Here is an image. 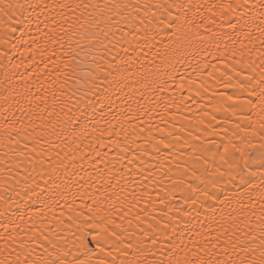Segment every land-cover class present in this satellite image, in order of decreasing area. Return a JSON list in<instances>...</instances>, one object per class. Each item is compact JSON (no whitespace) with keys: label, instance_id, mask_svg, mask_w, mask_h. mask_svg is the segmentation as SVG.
Here are the masks:
<instances>
[{"label":"snow or ice","instance_id":"snow-or-ice-1","mask_svg":"<svg viewBox=\"0 0 264 264\" xmlns=\"http://www.w3.org/2000/svg\"><path fill=\"white\" fill-rule=\"evenodd\" d=\"M36 6L28 5L33 8ZM24 7L20 3L0 0V13L8 19H12L16 11ZM152 7L149 4H140L139 0H61L52 5L53 9H59L60 12L58 16L52 18L55 27L49 30L50 34H45L46 43L58 45L63 51V57L52 60L56 79L49 85L55 86L52 91L51 106H47L46 95L37 99H41L46 105L44 111L47 112V116L42 117V120L49 119L53 115L57 116L54 123L49 122L45 125L52 129L51 136L55 137V140L40 136L27 153L23 150L19 152L20 156L27 155L31 167L26 170L28 175L25 179L18 181L11 191L21 202L25 197L28 201H32L34 197L37 200L44 197L41 203L47 208L51 207L48 201L58 203L59 198L66 196L70 184H74L78 189L85 186L89 189L93 188L94 185L89 183L91 173H88L89 181H84L83 176L71 180L68 177V168L76 166L75 153L79 149L82 134L89 125L100 123L96 119L97 114L103 120L105 114H111L112 109L117 106V101L127 103L129 97L125 92L126 89L135 91L145 88L153 92L164 91L169 80H174V76L168 75L169 70L175 69L176 62H182L184 55L182 41L188 45L193 41L200 45H214L219 52L220 41L227 36L233 45L237 42L240 44V47H233L230 51L229 46L225 44L224 49L227 58L232 60L231 71L237 76H240L241 72L237 70L236 65L240 69L248 68L251 73L256 72V61L251 60L250 57L252 51L259 52L258 77L249 74L237 85L248 91V98L243 105L234 104L229 107H240L246 113L245 120L252 134L261 137L260 148L256 152L246 154L238 145L229 141L222 152L218 149L213 153L214 157L219 156L220 164L217 165L213 160L209 167V161L205 159L202 171L193 165L191 175L188 177L190 182L187 184L185 180L179 182L180 185L185 186L186 194L183 195V205L171 209L178 215L169 216L168 223L164 225L162 231L167 233L168 228L171 227V235L164 236L167 245L158 250L159 256L153 249L160 242V236L155 234L151 225L148 229L142 230L141 234L150 239L152 247H142L143 240L138 241L135 246L131 242L125 243V240L121 239L123 233H117L115 229L112 230L111 235L118 248L119 245H123V248L119 249L123 257L119 260V264H264V0H226V2L221 0L220 3L213 2L207 6L198 5V10L205 8L213 16L222 17L218 27L226 26L230 32L209 35H200L197 32L194 36L190 35L191 20L188 11L192 5L188 0H170L165 4L156 5V8L164 9L160 15L152 11ZM142 10L143 15H141ZM212 23L215 24V20ZM45 27L48 25L45 24ZM245 41L252 47L249 48ZM4 42L7 43V40L5 39ZM65 43L67 51H64ZM77 49L84 53L86 58L90 57L87 64L76 58ZM52 55H56V49L52 50ZM246 55L249 57L248 63H245ZM47 67L48 65L45 64V68ZM204 67H209V64L205 63ZM212 67L215 69V65ZM225 67L229 65L225 64ZM66 69H71V73L64 71ZM61 74L64 76L63 83L59 82ZM165 76L167 79H161ZM224 77H227L223 85L225 89L233 87L232 76L224 72L218 79L223 80ZM253 82L254 86H251ZM246 85L250 87L246 88ZM180 87L182 88L183 85ZM200 87L204 88V85L201 84ZM204 90L207 91L206 88ZM141 96L143 98V93ZM227 100L232 101L234 97L229 95ZM170 107L172 105H164L165 111ZM139 109L144 113L153 110L145 109L143 104L139 105ZM224 111L227 112L228 108ZM160 119L161 123H167L163 115ZM104 123L108 121L104 120ZM255 125H258V128ZM7 127L8 135L11 136L14 126L8 124ZM239 127L240 125L237 124V128ZM95 130L93 127V131ZM149 130L151 131V127ZM24 139H28L27 135ZM177 142H179L178 138ZM159 143L165 148L173 147L170 142H166L165 137H162ZM248 143L249 147H255L251 145L250 140ZM24 147L27 148V144ZM156 151H159V148ZM96 155L99 156V152ZM200 159L199 156L195 158L196 161ZM37 166H39L37 175L43 181V187L36 182L35 177L31 176L32 171H37ZM17 167L19 168L20 165L17 164ZM80 170L83 171V168L81 167ZM188 171L189 169L185 168V172ZM108 174L109 179L105 180V185L111 189L107 197L111 201L108 207L116 209V205L119 204L124 210L121 216L123 219L147 193H138L135 189L129 191L127 185L130 181L119 170H116L115 175L109 170ZM77 175L75 171L71 173L72 177ZM256 177H259L258 182ZM142 179L146 180L148 177ZM29 180L32 181L31 184ZM81 181H84V184H81ZM131 183L137 182L131 181ZM140 186L142 184H137V187ZM237 186L242 191L231 193V188ZM117 188L120 189L119 193L115 191ZM7 192L8 187H5L4 193ZM75 195L73 194V200ZM79 196L82 199L87 196L92 201V205L98 203L91 192L79 191ZM11 199V196L5 199V196L0 194V201L6 205L5 213L10 211L8 200ZM24 207L31 208V204L24 203ZM84 208H87V213L80 211L76 215V219L80 221L77 224V232L81 235L76 236L73 233V236L86 249L87 236L95 227L94 213L102 209H94L88 204H84ZM72 210L70 206L69 211ZM41 211L42 209H37L34 214L40 216ZM4 219L7 222L0 223V227H3L5 232L8 231L9 224L12 225L13 231L19 228V224L7 215ZM18 219L22 221L24 214L19 213ZM71 219L70 216L69 220ZM136 219H139V214L136 215ZM108 222L114 223L110 217ZM185 234H189L187 244ZM41 235L47 246L39 245L43 249L39 255L35 254V249L28 247L29 242H35V238L21 240L18 250L13 248L9 251L8 241L15 242V237L0 236V240L5 241L0 247V256L7 253V256L0 258V264H89L88 260L77 258L70 250H63L59 243L49 240L47 235L43 233ZM130 238L129 236V241ZM92 240H97V235L93 234ZM49 247L52 251H49ZM13 252L15 259L10 258ZM130 252L133 256L131 260L127 259ZM108 255H111V252ZM70 256L71 259L68 258ZM117 259L113 257L107 262L101 260L99 264H116Z\"/></svg>","mask_w":264,"mask_h":264},{"label":"bare ground","instance_id":"bare-ground-1","mask_svg":"<svg viewBox=\"0 0 264 264\" xmlns=\"http://www.w3.org/2000/svg\"><path fill=\"white\" fill-rule=\"evenodd\" d=\"M4 2L20 3L25 6L24 9L16 11L12 19H8L3 13H0V125H4L0 127V194H3L5 199H8L9 196L12 197L11 200H8L10 207L8 213L4 212L6 205L0 201V223L7 222L4 219L7 215L12 221L19 224V228L15 231L12 230L11 224H9L7 232L3 227H0V236L15 237V242L8 241L9 251L13 248L18 250L21 240L35 238V242H29L28 247L35 249L36 255L41 254L43 249L39 245L47 246L41 235L43 233L48 236L49 240L59 243L63 250H70L77 258L88 260L89 264H99L101 260L107 262L113 257L118 258L116 264H119V260L123 258L119 249H122L123 245L117 247L111 235L112 230L115 229L117 233H123L121 239H124L125 243L131 242L135 246L138 241L143 240L142 247H152L150 239L141 234L142 230L148 229L151 225L155 234L160 236V242L153 249L159 256L158 250L167 245L164 236L171 235V227L168 228L167 233L162 231L164 225L168 223L169 216L178 215L171 209L182 206L183 195L186 194L185 186L180 185L179 182L181 180H185V184L190 182L188 177L191 175L193 165L202 171L205 159L209 161V167L213 160L217 165L220 164L219 156L214 157L213 153L218 149L222 152L223 147L228 145L229 141L238 145L246 154L256 152L260 148L261 137L252 134L248 122L245 120L246 113L240 107H229L234 104L243 105L248 98V91L237 87V85L244 81L249 74L258 77L260 72L258 67L259 52L252 51L250 57L251 60L256 61V72L251 73L248 68L240 69L236 65L237 70L241 72V75L237 76L235 72L231 71L232 60L227 58L224 49L225 44L229 46V51L233 47H240L239 42L233 45L231 40L224 36V39L220 41V51L218 52L214 45H200L195 41L188 45L182 41L184 53L182 62H176L175 69L169 70L168 75L174 76V80H169L164 91L153 92L145 88L135 91L126 89L125 92L129 97L127 103L117 101V106L112 109L111 114H105L103 120L97 114L96 119L100 123L89 125L82 134L79 149L75 153L77 156L76 166L68 168V177L71 180H76L79 176H83L84 181H89L88 173H91L89 183L94 187L89 189L85 186V188L78 189L74 184H70L65 197L59 198L58 203L48 201L51 207L45 208L41 203L44 197H41V200L34 197L32 201H28L25 197L21 202L11 189L16 186L18 181L25 179L28 175L26 170L31 167L27 155L20 156L19 152L23 150L27 153L40 136L55 140V137L51 136L52 129L45 125L49 122L54 123L57 116L53 115L49 119L42 120V117L47 116V112L44 111L46 105L37 97L46 95L47 106H51L52 91L55 86L50 87L49 85L56 79L52 60L63 57V51L59 49L58 45L46 43L45 34H50L49 30L55 27L52 18L58 16L60 10L53 9L52 5L61 2V0H4ZM167 2L170 0H139L140 4L152 5V11H155L157 15L163 13L164 9H158L155 6ZM188 2L192 5L188 11L191 20L190 35L194 36L197 32L200 35L230 32L226 26L218 27L222 17L213 16L205 8L199 10L197 8L198 5L207 6L213 2L220 3L221 0H188ZM30 4L37 6L35 8L28 7ZM143 14L142 10L141 15ZM150 15L151 13H149ZM213 20H215V24L212 23ZM45 24L48 27H45ZM5 39L7 43L4 42ZM232 39H235L234 35ZM241 39L243 38L241 37ZM247 46L252 47L251 44H247ZM53 49H56L55 56L52 55ZM67 50L65 43L64 51ZM41 53L44 54L41 55ZM50 57L51 59H49ZM76 58L82 60L84 64H87L90 59V57L86 58L79 49L76 51ZM248 62L249 57L246 55L245 63ZM205 63H208L209 67L205 68ZM45 64L48 65L47 68H45ZM225 64H228L229 67L226 68ZM212 65H215V69ZM64 71L71 73V69ZM224 72H228L232 76L233 87L225 89L223 86L227 77H224L223 80L218 79ZM209 73H213V75H209ZM161 79H167V77H161ZM59 82H64L63 74H61ZM201 84L204 85V88L200 87ZM181 85H183L182 88ZM251 86H254V82ZM247 87L250 86L246 85ZM205 88L207 91L204 90ZM141 93H143V98ZM221 93L224 95H219ZM229 95H232L234 100H227ZM140 104H143L145 109L153 110L144 113L139 109ZM166 104L172 105L167 111L164 108ZM225 108H228L227 112L224 111ZM161 115L164 116L167 123H161ZM104 120H107L108 123H104ZM8 124L14 126L11 136L8 135ZM237 124L240 125L239 128H237ZM93 127L96 129L95 131H93ZM255 127L258 128V125ZM241 129L248 130L242 131ZM17 132L20 134L18 135ZM25 135L28 137L27 140L24 139ZM162 137H165L166 142H170L173 147L165 148L160 144L159 141ZM177 138L179 142H177ZM249 140L255 147H249ZM25 144H27V148L24 147ZM182 145L185 146L182 147ZM157 148L159 151H156ZM97 152H99V156L96 155ZM197 156L201 157L199 161L195 160ZM65 162L67 163V161ZM17 164L20 165L19 168ZM81 167L83 171L80 170ZM185 168H188L189 171L185 172ZM101 170H103V175H101ZM109 170L113 175L116 174V170L125 175L130 181L127 185L129 191L135 189L138 193H147L123 219L121 216H123L124 210L120 208L119 204L116 205V209L108 207L111 201L107 197L111 189L105 185V180L109 179ZM38 171L39 166H37V171L31 172V176L35 177L36 182L43 187V181L37 175ZM74 171L78 173L76 177L71 176ZM143 177H148V179L144 180ZM84 181L80 183L84 184ZM131 181L137 183H131ZM258 181L259 177H256V182ZM29 183L31 184L32 181L29 180ZM137 184H142V186L137 187ZM5 187H8L7 193H4ZM79 191L91 192L98 203L92 205V201L87 196L82 199L79 196ZM115 191L119 193L120 189L117 188ZM237 191H242V189L239 186L231 188V193ZM73 194H76L75 200H73ZM24 203H30L31 208H25ZM84 204L91 205L94 209H102L100 212L94 213L96 216L95 227L87 236L86 249L73 236V233L76 236L81 235L80 232H77V224L80 221L76 219V215L80 211L87 213ZM70 206L73 209L71 212L69 211ZM37 209H42L40 216L34 214ZM19 213L24 214L22 221L18 219ZM137 214H139V219H136ZM70 216L71 220H69ZM109 217L114 223L108 222ZM117 225L120 227L117 228ZM93 234L97 235V240H92ZM129 236L131 237L130 241ZM65 238H67V244H65ZM188 242L189 234H185V243ZM4 243L5 241L0 240V247ZM189 246L191 245L189 244ZM49 251H52L50 247ZM109 252L111 255H108ZM5 256L7 253H4L0 258ZM10 258L15 259V252ZM127 259H133L131 252Z\"/></svg>","mask_w":264,"mask_h":264}]
</instances>
